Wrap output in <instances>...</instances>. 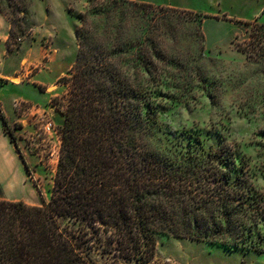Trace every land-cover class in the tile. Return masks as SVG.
Segmentation results:
<instances>
[{"label":"trees","instance_id":"16d2710c","mask_svg":"<svg viewBox=\"0 0 264 264\" xmlns=\"http://www.w3.org/2000/svg\"><path fill=\"white\" fill-rule=\"evenodd\" d=\"M88 1L63 77L69 91L55 98L65 118L52 198L0 199V264H144L164 234L264 252V186L239 148L150 141L164 99L184 95L188 58L171 55L165 38L175 41L202 14L142 0ZM246 24L250 39L238 50L260 62L264 23ZM3 122L16 142L5 115Z\"/></svg>","mask_w":264,"mask_h":264},{"label":"rangeland","instance_id":"374dc122","mask_svg":"<svg viewBox=\"0 0 264 264\" xmlns=\"http://www.w3.org/2000/svg\"><path fill=\"white\" fill-rule=\"evenodd\" d=\"M142 1L202 14L200 21L180 31L183 35L177 33L175 41L165 38L171 55L188 58L179 82L184 95L180 100L164 99L166 105L150 141L160 148L188 146L197 138L207 148L232 144L249 158L256 183L264 186V60L256 62L238 50L250 39L246 22L264 23V0ZM88 4V0H0V18L11 25L6 54L20 66L18 76L2 80L0 87L11 95L13 90H7L6 84L12 82L14 93H20L13 102L17 120L12 125L8 122V128L28 163L26 167L17 148L20 165L0 185L1 198L27 202L52 198L65 118L55 98L69 91L63 77L75 63L76 28ZM198 26L203 38L194 37ZM171 71L176 78L181 72ZM3 104L9 106L7 101ZM49 121L58 132L46 131ZM261 228L264 231V223ZM92 256L98 254L92 252ZM144 264H264V252L164 234L154 261Z\"/></svg>","mask_w":264,"mask_h":264},{"label":"crops","instance_id":"0c3cea01","mask_svg":"<svg viewBox=\"0 0 264 264\" xmlns=\"http://www.w3.org/2000/svg\"><path fill=\"white\" fill-rule=\"evenodd\" d=\"M11 25L6 23L5 20L0 18V83L2 80H6V78L14 79L13 77H17L18 72L20 70V66H15V60L12 57H7V49H6V38L9 36V29ZM1 43L4 45L1 46ZM19 65H21V59L19 61ZM10 84V85H9ZM15 84V83H14ZM12 82H8L7 90H13L11 95L5 94L6 89L0 87V92L4 93V96H0V185L5 181L10 180V176L14 173V168L20 165L19 163V153L17 152V146L10 139L9 131L4 125L3 115L6 116L8 122L12 125L16 119V112L13 106V102L20 95V93H14V87H16ZM17 85V84H16ZM19 85V84H18ZM2 94V93H1ZM6 96H9L5 99ZM5 99V100H4ZM4 100V101H3ZM5 101L8 102L9 106L3 104ZM0 199H5L9 201H24L28 205H44L45 202L39 200L34 202H27L22 199H9L5 197H0ZM48 202V201H46Z\"/></svg>","mask_w":264,"mask_h":264},{"label":"built area","instance_id":"2783aa9c","mask_svg":"<svg viewBox=\"0 0 264 264\" xmlns=\"http://www.w3.org/2000/svg\"><path fill=\"white\" fill-rule=\"evenodd\" d=\"M45 129L47 132H51V131H55V132H58L56 130V127L54 126L53 122L52 121H49L45 124Z\"/></svg>","mask_w":264,"mask_h":264},{"label":"bare ground","instance_id":"6f19581e","mask_svg":"<svg viewBox=\"0 0 264 264\" xmlns=\"http://www.w3.org/2000/svg\"><path fill=\"white\" fill-rule=\"evenodd\" d=\"M15 82H16V84H19V79L18 78L15 79Z\"/></svg>","mask_w":264,"mask_h":264}]
</instances>
